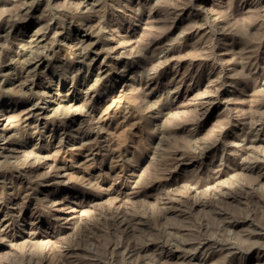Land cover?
Returning a JSON list of instances; mask_svg holds the SVG:
<instances>
[{
	"label": "rangeland",
	"instance_id": "1",
	"mask_svg": "<svg viewBox=\"0 0 264 264\" xmlns=\"http://www.w3.org/2000/svg\"><path fill=\"white\" fill-rule=\"evenodd\" d=\"M55 263L264 264V0H0V264Z\"/></svg>",
	"mask_w": 264,
	"mask_h": 264
},
{
	"label": "bare ground",
	"instance_id": "2",
	"mask_svg": "<svg viewBox=\"0 0 264 264\" xmlns=\"http://www.w3.org/2000/svg\"><path fill=\"white\" fill-rule=\"evenodd\" d=\"M235 195V194H234ZM252 232V231H251ZM252 233H248V236H251ZM253 235V234H252ZM165 242V241H164ZM179 246V245H178ZM136 248V247H135ZM141 248V247H140ZM130 252V251H129ZM49 258V257H48ZM49 260V259H48ZM56 264V263H55ZM62 264V263H61Z\"/></svg>",
	"mask_w": 264,
	"mask_h": 264
}]
</instances>
